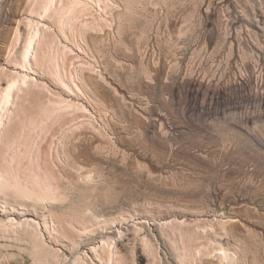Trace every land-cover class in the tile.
I'll list each match as a JSON object with an SVG mask.
<instances>
[{"label":"rangeland","instance_id":"374dc122","mask_svg":"<svg viewBox=\"0 0 264 264\" xmlns=\"http://www.w3.org/2000/svg\"><path fill=\"white\" fill-rule=\"evenodd\" d=\"M24 3L0 0V68L14 67L6 46L18 24L23 32ZM109 4L107 24L86 34L93 69L81 75L104 111L84 102L92 126L75 130L55 163L67 202L33 209L0 200V219L38 223L60 264H102L95 254L107 246L132 264L142 240L161 264H175L161 229L176 238L171 221H184L186 233L223 213L224 241L243 248L239 264H264V0ZM86 171L98 187L88 201L98 223L84 231L75 224L81 238L72 242L52 229L51 217L82 209ZM255 235L262 246H254ZM10 244L0 239V264H29Z\"/></svg>","mask_w":264,"mask_h":264},{"label":"bare ground","instance_id":"6f19581e","mask_svg":"<svg viewBox=\"0 0 264 264\" xmlns=\"http://www.w3.org/2000/svg\"><path fill=\"white\" fill-rule=\"evenodd\" d=\"M109 2L25 0L23 11L28 16L19 22L23 32L18 24L6 46V61L14 67L0 68V200L4 204L51 209L67 200L69 187L55 163L60 162L61 149L74 131L92 126L93 118L87 114L84 102L92 101L104 111L89 96L81 75L82 71L93 69L85 57L86 34L107 24ZM43 79L53 88L39 81ZM75 169V178L80 181L81 167ZM92 179L91 171L81 178V210L75 208L71 215L62 213L55 220L51 217L58 224L52 229L72 242L81 238L75 224L84 231L98 223L89 212L88 201L98 189L89 184ZM226 219L228 216L223 213L214 212L211 220L195 223L186 233L184 221H171L168 226L178 232L176 238L161 229L174 263L198 264L208 257L216 264H239L243 248L240 242L224 241V236H229ZM39 226L32 221L0 219V239L21 247L32 264H60V255L46 245ZM44 230L51 231V226H44ZM254 238V246H262V240L257 235ZM147 241H141L139 256L131 251L132 264L136 258L143 264H161L156 248ZM101 249V254L95 255L102 264H126L121 257L113 256L109 246ZM70 260L69 264H74Z\"/></svg>","mask_w":264,"mask_h":264}]
</instances>
